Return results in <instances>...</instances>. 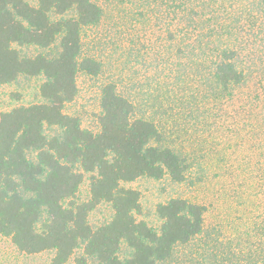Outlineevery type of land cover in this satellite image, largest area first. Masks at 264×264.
Wrapping results in <instances>:
<instances>
[{
    "label": "trees",
    "instance_id": "16d2710c",
    "mask_svg": "<svg viewBox=\"0 0 264 264\" xmlns=\"http://www.w3.org/2000/svg\"><path fill=\"white\" fill-rule=\"evenodd\" d=\"M179 1L193 30L206 27L205 36L223 40L202 52L219 92L244 85L247 32L260 30L264 43V0ZM102 14L95 0H0V87L39 80L35 100L0 112V235L24 254L54 251L52 264H157L203 233L206 207L185 199L159 204V231L139 218L141 194L124 184L165 176L180 183L188 164L154 145L160 130L133 118L134 103L115 84L103 91L99 133L65 112L77 75L101 72L82 40ZM104 205L111 218L92 226L89 215Z\"/></svg>",
    "mask_w": 264,
    "mask_h": 264
},
{
    "label": "rangeland",
    "instance_id": "374dc122",
    "mask_svg": "<svg viewBox=\"0 0 264 264\" xmlns=\"http://www.w3.org/2000/svg\"><path fill=\"white\" fill-rule=\"evenodd\" d=\"M95 2L103 14L98 25L84 30L83 53L99 61L102 69L97 76L83 71L77 75V96L65 112L78 117L84 129L99 133L103 91L115 84L118 93L134 103L133 118L152 121L160 130L162 140L154 145L171 148L188 164L180 183L165 176L124 184L141 194L139 218L159 231V204L185 199L206 207L203 233L178 245L170 259L157 264H264L260 30L247 32L252 39L245 44L248 57L241 66L246 83L223 95L211 81L202 53L207 46L220 47L223 40L216 34L205 36L206 27L193 30L187 12L175 7L179 0ZM38 84L39 80H21L0 87V112L31 103ZM88 195L85 182L80 198ZM111 214L109 206L98 207L89 215L90 224H102ZM54 255V251L21 253L10 238L0 235V264H52Z\"/></svg>",
    "mask_w": 264,
    "mask_h": 264
}]
</instances>
